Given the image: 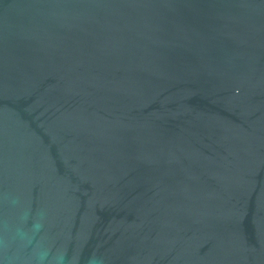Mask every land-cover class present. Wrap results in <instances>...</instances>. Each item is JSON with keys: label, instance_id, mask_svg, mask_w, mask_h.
<instances>
[{"label": "water", "instance_id": "water-1", "mask_svg": "<svg viewBox=\"0 0 264 264\" xmlns=\"http://www.w3.org/2000/svg\"><path fill=\"white\" fill-rule=\"evenodd\" d=\"M0 264H264V0H0Z\"/></svg>", "mask_w": 264, "mask_h": 264}]
</instances>
